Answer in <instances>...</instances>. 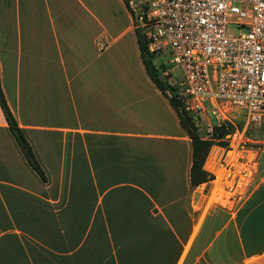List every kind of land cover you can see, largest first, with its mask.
Masks as SVG:
<instances>
[{
	"label": "crops",
	"instance_id": "crops-1",
	"mask_svg": "<svg viewBox=\"0 0 264 264\" xmlns=\"http://www.w3.org/2000/svg\"><path fill=\"white\" fill-rule=\"evenodd\" d=\"M100 3L0 0V89L44 175L0 108V264H264V148L232 207L189 187V138Z\"/></svg>",
	"mask_w": 264,
	"mask_h": 264
},
{
	"label": "built area",
	"instance_id": "built-area-1",
	"mask_svg": "<svg viewBox=\"0 0 264 264\" xmlns=\"http://www.w3.org/2000/svg\"><path fill=\"white\" fill-rule=\"evenodd\" d=\"M141 7L147 50L162 56L167 49L180 71L170 84L194 121L206 107L222 116L225 105L242 112L244 126L264 124V0H146ZM245 140L213 155L208 169L219 173L211 202L230 208L247 195L264 139Z\"/></svg>",
	"mask_w": 264,
	"mask_h": 264
},
{
	"label": "rangeland",
	"instance_id": "rangeland-1",
	"mask_svg": "<svg viewBox=\"0 0 264 264\" xmlns=\"http://www.w3.org/2000/svg\"><path fill=\"white\" fill-rule=\"evenodd\" d=\"M146 2V0H102V3L96 4L99 5V9L102 11H110V23H111V31L112 34H117V32H121L120 38L117 40L116 45L110 46V54L112 58H116L119 56V48L120 43L123 45V49L120 50L121 54H126V58L128 61L134 59L132 52L130 53L129 48L132 45L133 41V34H134V27L139 25V20L137 18L140 10L142 9V5ZM131 3V4H130ZM101 46L102 49L104 48L103 45L98 44ZM117 46V47H116ZM167 49L164 50L162 56H153V63L155 66L159 67V71L162 76H166L168 83L170 84L171 78L174 79V86H176L179 78H180V71L177 67H175L172 63L169 62V57L167 55ZM136 57V56H135ZM132 58V59H131ZM138 59V57H137ZM133 61V60H132ZM132 69L136 70L134 62H131ZM130 64V63H129ZM130 67V65L128 66ZM165 72L166 75L163 73ZM228 107V106H227ZM225 105L222 109V116L215 117L214 114L210 112V107H206L205 112L202 113L197 120H195L196 126L200 130L201 133H204V136H208L210 128L213 123L221 124L226 129V134L224 135V139L229 143L231 141H246L245 139L249 140H262L264 139V124L260 127L255 128L254 126L248 124L244 126L243 121V114L242 112H234L233 109L227 108ZM242 142H240V145ZM220 148H224L217 145H211L207 151L205 157V165L207 168H210V164L212 162L213 155L219 153ZM208 156V157H207ZM215 157V156H214ZM264 157V152L259 153V161ZM207 158V160H206ZM206 167V166H205ZM210 171V170H208ZM215 179V172L213 173L210 171ZM216 173H219L218 171ZM212 182V181H211ZM216 189H208L209 192L208 203H210L213 199L214 193Z\"/></svg>",
	"mask_w": 264,
	"mask_h": 264
},
{
	"label": "trees",
	"instance_id": "trees-1",
	"mask_svg": "<svg viewBox=\"0 0 264 264\" xmlns=\"http://www.w3.org/2000/svg\"><path fill=\"white\" fill-rule=\"evenodd\" d=\"M134 36L138 48L139 56L146 74L154 83L157 89L166 96L168 103L176 113L178 123L183 129L190 143V165L188 171L189 187H195L205 183L204 192L209 187V182L213 179V174L203 168V163L207 151L211 145L221 147L227 146V141L224 139L226 129L221 124L213 123L208 136H204L196 126L193 118L182 109L179 100L176 98L175 87L168 83L166 76H162L159 67L153 63V55L147 50V42L139 26L134 27ZM0 108L4 115L8 129L12 134L18 148L20 149L29 166L36 172L40 178H44L43 172L39 167L30 146L23 137L20 129L16 126L15 121L8 109L0 89Z\"/></svg>",
	"mask_w": 264,
	"mask_h": 264
},
{
	"label": "bare ground",
	"instance_id": "bare-ground-1",
	"mask_svg": "<svg viewBox=\"0 0 264 264\" xmlns=\"http://www.w3.org/2000/svg\"><path fill=\"white\" fill-rule=\"evenodd\" d=\"M214 184H216V183L214 182Z\"/></svg>",
	"mask_w": 264,
	"mask_h": 264
}]
</instances>
